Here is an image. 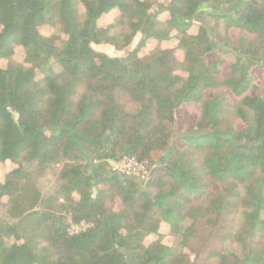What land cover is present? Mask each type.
<instances>
[{"label": "trees", "instance_id": "16d2710c", "mask_svg": "<svg viewBox=\"0 0 264 264\" xmlns=\"http://www.w3.org/2000/svg\"><path fill=\"white\" fill-rule=\"evenodd\" d=\"M0 264H264V0H0Z\"/></svg>", "mask_w": 264, "mask_h": 264}, {"label": "built area", "instance_id": "2783aa9c", "mask_svg": "<svg viewBox=\"0 0 264 264\" xmlns=\"http://www.w3.org/2000/svg\"><path fill=\"white\" fill-rule=\"evenodd\" d=\"M109 170L123 177L144 180L149 175L148 167L133 156L122 155L110 161Z\"/></svg>", "mask_w": 264, "mask_h": 264}, {"label": "rangeland", "instance_id": "374dc122", "mask_svg": "<svg viewBox=\"0 0 264 264\" xmlns=\"http://www.w3.org/2000/svg\"><path fill=\"white\" fill-rule=\"evenodd\" d=\"M138 39H139V35H137L136 37H135V39H134V41L132 42V47H134V46H136V44H137V41H138ZM93 47H94V49L95 50H97V51H103V52H105L106 54H108L109 56H121V55H123V52H120V51H117V50H115L112 46H110V45H106V44H101V45H96V44H93ZM19 58V57H18ZM228 58H230V57H228ZM254 71V73L256 74V76L258 77V71L256 70V69H254L253 70ZM88 168L86 169V171L88 172ZM46 184H47V182L46 181H43L42 183H41V189L43 190V189H45V187H46ZM234 216L235 217H238V215H236V214H234ZM238 221L237 222H235V225L232 227V229H236L237 227H238ZM234 244L233 243H231V242H229L228 244H227V246L230 248V247H232Z\"/></svg>", "mask_w": 264, "mask_h": 264}]
</instances>
